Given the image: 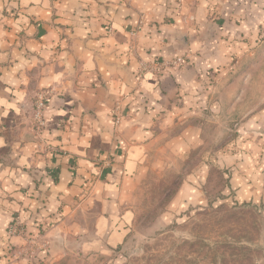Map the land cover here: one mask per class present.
I'll use <instances>...</instances> for the list:
<instances>
[{
    "label": "crops",
    "instance_id": "crops-1",
    "mask_svg": "<svg viewBox=\"0 0 264 264\" xmlns=\"http://www.w3.org/2000/svg\"><path fill=\"white\" fill-rule=\"evenodd\" d=\"M262 25L264 0H0V264L18 215L28 231L64 215L68 229L87 232L92 217L95 244H122L134 193L163 152L201 145L208 117L239 118L244 97L226 81L229 67L255 54ZM175 58L137 82L142 63ZM251 114L235 126L253 145L264 109ZM253 151L232 178L247 200L264 197L263 144ZM206 173L188 175L184 203L204 202Z\"/></svg>",
    "mask_w": 264,
    "mask_h": 264
},
{
    "label": "rangeland",
    "instance_id": "rangeland-1",
    "mask_svg": "<svg viewBox=\"0 0 264 264\" xmlns=\"http://www.w3.org/2000/svg\"><path fill=\"white\" fill-rule=\"evenodd\" d=\"M256 42L259 46L255 54L238 63L234 60L229 67L234 72L226 80L229 84L237 81L233 94L244 97L238 105L243 108L239 118L208 117L203 121L208 127L201 145L175 156L163 152L164 162L150 170L134 193L132 209L136 215L122 244H95L92 217L87 232L68 229L64 215L57 218L55 227L46 225L28 231L18 215L14 219L15 231L8 228L9 242L2 248L3 264H264L263 192H257L255 199H243L232 183L235 162L248 161L252 166V159L245 160L248 153L253 157V145L264 146L259 138L264 131H255L256 144L251 145L248 141L253 137L247 139L235 126L250 111L252 116L264 109V25ZM216 77L209 80L213 82ZM230 108L224 102L223 115ZM220 122L226 128L214 143L210 141L213 127ZM202 166L207 167L200 187L204 202L186 204L180 194L182 186L188 175ZM10 236L20 241L12 242Z\"/></svg>",
    "mask_w": 264,
    "mask_h": 264
},
{
    "label": "built area",
    "instance_id": "built-area-1",
    "mask_svg": "<svg viewBox=\"0 0 264 264\" xmlns=\"http://www.w3.org/2000/svg\"><path fill=\"white\" fill-rule=\"evenodd\" d=\"M182 62V58H175V59H172V60H167V61H159V60H155V61H152L151 63L149 62H144L141 64V67L137 73V82H141L143 80V78L148 74V73H151V72H158L160 71L161 69L165 68L166 66H178L180 65ZM165 66V67H163ZM163 67V68H162ZM45 100H46V97L45 96H39L38 99H37V102H36V112H35V116H36V119L39 123V125H43V121H42V117H43V111H44V108H45ZM114 123L115 124H118L120 123V115H116V118L114 120ZM17 227L16 224L14 225H11L10 226V232H13L15 231V228Z\"/></svg>",
    "mask_w": 264,
    "mask_h": 264
}]
</instances>
